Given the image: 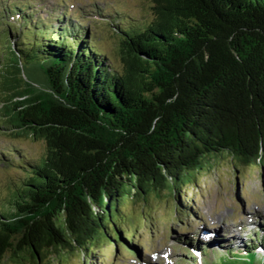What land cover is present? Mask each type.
Instances as JSON below:
<instances>
[{
  "label": "trees",
  "instance_id": "obj_1",
  "mask_svg": "<svg viewBox=\"0 0 264 264\" xmlns=\"http://www.w3.org/2000/svg\"><path fill=\"white\" fill-rule=\"evenodd\" d=\"M152 1L154 23L117 27L121 69L77 30L8 35L1 117L45 152L0 207V264L137 254L152 232L130 205L172 202L180 221L214 163L264 170V0Z\"/></svg>",
  "mask_w": 264,
  "mask_h": 264
},
{
  "label": "rangeland",
  "instance_id": "obj_2",
  "mask_svg": "<svg viewBox=\"0 0 264 264\" xmlns=\"http://www.w3.org/2000/svg\"><path fill=\"white\" fill-rule=\"evenodd\" d=\"M9 1L10 6L15 8V5L27 6L28 3H36L34 9L37 10L36 16L50 18L49 16L54 12V9L62 11V8L68 12L74 13L73 20L80 21L84 27H90L91 33L98 40V48L102 54H106L107 60L109 59L111 67L115 69H121V61L118 55V46L121 35H119L118 29L113 26L119 25L122 21L123 24L120 29H125L126 24L138 25V24H151L156 20V13L154 10V3L152 0H6ZM52 2V3H51ZM24 4V5H23ZM59 8H58V6ZM97 5L102 7L97 9ZM7 4L3 0H0V13L5 12ZM62 8H61V7ZM114 8V9H113ZM26 9V7H25ZM97 9V10H96ZM99 12L97 14V12ZM109 11V12H108ZM14 14V12H11ZM93 14V15H92ZM105 15V20H98V15ZM101 15V16H102ZM96 20H95V18ZM128 17V21L127 18ZM7 18V19H6ZM16 22L13 15L0 14V66L3 64L4 56L10 57L8 46L10 39L8 40V26H13L9 23ZM8 22V23H7ZM13 23V24H14ZM76 23V22H75ZM20 33L25 28L20 27L19 23L15 24ZM11 32V31H10ZM28 30L25 31V39L17 37L12 32L14 42L21 43L23 41H29L32 43L36 37L28 34ZM41 35H38L40 38ZM123 38V37H122ZM12 39V38H11ZM1 108V105H0ZM9 149L8 151H6ZM16 149L21 150L19 154ZM6 151L10 157H14L13 163H4L0 161V207L5 204V200L9 197L10 191L15 183L23 179L25 172L23 167L27 161H33L39 159L45 152V145L38 140L30 139L24 136H14L6 130L5 119L1 117L0 110V153ZM28 156L25 160L22 155ZM21 159V160H20ZM19 161H22L21 164ZM244 170L236 169L232 164V159L223 158L219 162L214 163V167L210 168L200 178V188L191 189L194 193H198V199H196L195 217H191L188 221L190 225V231L187 232L181 228V224L173 222V205L169 202L164 206L162 202H151L150 206L142 208L141 205H130L127 213L130 217H137L133 219L134 222L141 217L140 209L146 215V218H150L152 224L150 228L154 232L156 249L148 254L145 258L149 264H184L190 261L191 256L184 252L185 247L178 244L175 240L180 237L182 232H185V236L189 239L194 238L197 241L202 238L208 242H211L209 237L204 235L210 233H216L223 228L232 227L233 232H225L224 235L227 240L232 241V236L236 237L240 234L241 239L248 235L251 239V235L259 229V226L264 225V173L258 167H252L246 170V176L242 177ZM263 177V179H261ZM187 194V193H186ZM187 200L183 199L186 205H190L188 199L192 197V194H187ZM178 210V207H176ZM175 209V210H176ZM252 214L250 217L249 215ZM223 217V219H221ZM156 219L157 223L153 220ZM179 219L183 222L187 220V217L179 216ZM249 219V223H246ZM130 221V224L133 223ZM246 224H245V223ZM149 224V223H148ZM244 224V225H243ZM244 226V227H243ZM183 227V226H182ZM171 228V230H170ZM208 228L207 231H203ZM169 230L171 232H169ZM210 230V231H209ZM147 228L141 233L145 234ZM196 235H199L197 238ZM240 239V240H241ZM149 237L145 239V243L149 244ZM138 244V243H137ZM214 244V243H213ZM243 244V243H242ZM112 246L108 245L104 252H98V262L103 264H111V251ZM104 255L103 257L101 255ZM119 257V256H118ZM115 260L117 264H141L130 258L119 257V260ZM199 259L197 255H193ZM263 258V256H261ZM259 258V260L261 259ZM215 257L205 256L204 263L208 260H215ZM238 260L234 264H258L257 258L253 263ZM203 263V264H204ZM70 264H82V258L73 260ZM190 264H201L199 261L190 262ZM218 264H221L219 262Z\"/></svg>",
  "mask_w": 264,
  "mask_h": 264
},
{
  "label": "bare ground",
  "instance_id": "obj_3",
  "mask_svg": "<svg viewBox=\"0 0 264 264\" xmlns=\"http://www.w3.org/2000/svg\"><path fill=\"white\" fill-rule=\"evenodd\" d=\"M230 242V241H229Z\"/></svg>",
  "mask_w": 264,
  "mask_h": 264
}]
</instances>
